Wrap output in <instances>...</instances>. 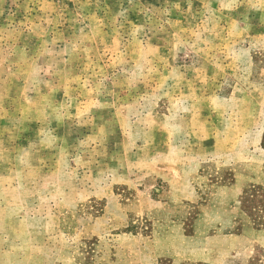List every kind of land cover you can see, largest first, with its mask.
<instances>
[{
  "label": "rangeland",
  "instance_id": "rangeland-1",
  "mask_svg": "<svg viewBox=\"0 0 264 264\" xmlns=\"http://www.w3.org/2000/svg\"><path fill=\"white\" fill-rule=\"evenodd\" d=\"M0 264H264V0H0Z\"/></svg>",
  "mask_w": 264,
  "mask_h": 264
}]
</instances>
